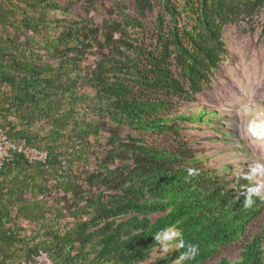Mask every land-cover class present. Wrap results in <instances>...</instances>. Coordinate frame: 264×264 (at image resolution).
I'll use <instances>...</instances> for the list:
<instances>
[{
    "label": "trees",
    "instance_id": "1",
    "mask_svg": "<svg viewBox=\"0 0 264 264\" xmlns=\"http://www.w3.org/2000/svg\"><path fill=\"white\" fill-rule=\"evenodd\" d=\"M109 1L97 22L98 0H0V128L47 154L0 164V264H140L168 227L199 247L182 264H264L263 197L245 207L250 179L198 165L176 122L197 119L174 114L264 0Z\"/></svg>",
    "mask_w": 264,
    "mask_h": 264
},
{
    "label": "rangeland",
    "instance_id": "2",
    "mask_svg": "<svg viewBox=\"0 0 264 264\" xmlns=\"http://www.w3.org/2000/svg\"><path fill=\"white\" fill-rule=\"evenodd\" d=\"M86 1L81 0L82 3ZM98 1L91 16L100 22L110 14L108 7L111 3L109 0ZM127 1L130 6L129 12L134 14L132 0ZM73 7L68 20H74L76 15L85 14L80 8V2L74 3ZM156 11L157 9L149 14L148 20L154 19ZM263 25L264 10L251 22L225 26L222 39L227 54L223 56L219 67L211 74L201 93L193 99L179 101L174 107L175 115L184 114L197 119L195 122L188 120L176 122L183 127V136L199 159L198 165L214 170L221 176L246 177L257 164H264V140H255L247 132L250 121L264 120ZM198 113L202 114V118L197 117ZM156 140L161 143L160 145L164 143L160 138ZM260 179L257 176L250 180L254 185ZM261 196L264 199V192ZM20 224L27 226L26 221H21ZM169 253L162 254L157 246L153 249L150 259L140 264L156 261ZM227 254L236 257L237 246L229 247ZM176 262L177 260L170 264Z\"/></svg>",
    "mask_w": 264,
    "mask_h": 264
},
{
    "label": "clouds",
    "instance_id": "3",
    "mask_svg": "<svg viewBox=\"0 0 264 264\" xmlns=\"http://www.w3.org/2000/svg\"><path fill=\"white\" fill-rule=\"evenodd\" d=\"M247 132L255 140H264V120H260V121L252 120V121H250L247 125ZM13 145L15 146V144H13ZM21 147L22 148L27 147L30 149H34L40 153L45 154L44 159H34V160H31L30 158L27 157L26 154H24L29 162H32V163L37 162V161L43 162L47 158L46 152L40 151L37 148H32V147H28V146H19V147L15 146V148H12L10 150V156L0 164L2 165L5 161H8L13 157V155L11 153V151L13 149H19ZM21 153H23V152H21ZM188 172H189V175H193L195 173V170L189 169ZM257 176L261 178L260 181L257 184L248 186L246 189V192L243 193V195L245 197V199H244L245 207H250L254 203L253 197L254 196L255 197H261L262 192H264V164H257L255 167H253L251 169L250 174L248 176H246L245 178L252 179V178L257 177ZM154 237H155V243H157L159 245V251L162 254L169 253L170 251L173 250V248L184 249V251L181 253L179 259L177 260L176 264H181V262L183 263L184 260L194 259L199 252L198 245L187 243L183 238V234L180 231H178L175 227L165 228L162 231L158 232ZM176 249H174L173 251H175ZM171 253H169L168 255H170ZM173 261H176V260H173Z\"/></svg>",
    "mask_w": 264,
    "mask_h": 264
},
{
    "label": "built area",
    "instance_id": "4",
    "mask_svg": "<svg viewBox=\"0 0 264 264\" xmlns=\"http://www.w3.org/2000/svg\"><path fill=\"white\" fill-rule=\"evenodd\" d=\"M15 148V146L11 143L7 134L0 128V163H2L5 159L10 156V150ZM19 152H23L27 155L31 160L34 159H44L45 154L40 153L34 149L30 148H19ZM29 264H51V260L47 256L46 253L41 252L38 256L35 257L34 261Z\"/></svg>",
    "mask_w": 264,
    "mask_h": 264
}]
</instances>
